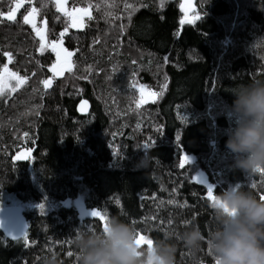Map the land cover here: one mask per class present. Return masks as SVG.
I'll use <instances>...</instances> for the list:
<instances>
[{
  "label": "trees",
  "instance_id": "obj_1",
  "mask_svg": "<svg viewBox=\"0 0 264 264\" xmlns=\"http://www.w3.org/2000/svg\"><path fill=\"white\" fill-rule=\"evenodd\" d=\"M195 8L198 19L180 26L177 0H0V74L22 80L0 95V206L23 205L27 221L17 240L0 233V264H77L76 235L112 215L151 243L171 236L175 264H216L212 199L195 177L207 175L213 197L230 184L264 196V173L232 167L225 147L232 88L264 80V0ZM51 42L71 53L57 77ZM137 85L152 98L138 103ZM77 200L101 215L80 218ZM186 226L205 237L198 249L180 241Z\"/></svg>",
  "mask_w": 264,
  "mask_h": 264
},
{
  "label": "clouds",
  "instance_id": "obj_2",
  "mask_svg": "<svg viewBox=\"0 0 264 264\" xmlns=\"http://www.w3.org/2000/svg\"><path fill=\"white\" fill-rule=\"evenodd\" d=\"M233 125L226 130V149L233 154L232 167L245 173L264 168V80L254 79L232 88ZM148 160L141 161L147 166ZM212 202L215 226L207 244L216 264H264V200L230 184ZM171 236L138 247L132 224L112 215L100 231H81L73 243L77 264H175L176 246ZM180 241L198 249L205 239L199 227L186 226ZM48 264H56L52 257Z\"/></svg>",
  "mask_w": 264,
  "mask_h": 264
},
{
  "label": "rangeland",
  "instance_id": "obj_3",
  "mask_svg": "<svg viewBox=\"0 0 264 264\" xmlns=\"http://www.w3.org/2000/svg\"><path fill=\"white\" fill-rule=\"evenodd\" d=\"M177 2H178V8H179L180 13H181V18H180V23H179L180 26L193 24L198 19V13L196 12V8H195V0H186V1L185 0H177ZM77 21H78V19L76 17L71 18V24L72 25H75ZM40 37H41L40 38L41 44L44 45L45 44V38L42 35ZM51 44H52V42L49 44V47H50V50L52 51ZM70 68H71L70 60L68 62H64V63H60V64H55V62H53V64L50 67V71H51L53 76L57 77V76H61L66 71L70 70ZM21 81L22 80L18 76H16L13 73H10L6 68H4L2 74H0V95L8 94V93L12 92L13 89H15L21 83ZM135 89L137 91L136 97H137L138 103H140V102L142 103L143 102L142 99H145V97L148 98L147 100H150L152 98V92L150 90H148L146 87H144V85H140V86L137 85L135 87ZM21 155H24V153L21 152ZM195 180L204 186V188L206 190V194H208V196H209L207 184L213 185V188H214V184L212 183V181H209L207 175L205 173H203V171L198 170L196 172ZM202 180H204V182ZM212 191H213V189H212ZM208 198H210V197H208ZM212 202H213V200H212ZM16 204L17 203L15 201H11L8 205H16ZM73 205L75 208H78L82 205V203L77 200V201L73 202ZM21 206H23V205H21ZM142 242L145 244V247L149 246L146 239L143 238Z\"/></svg>",
  "mask_w": 264,
  "mask_h": 264
},
{
  "label": "water",
  "instance_id": "obj_4",
  "mask_svg": "<svg viewBox=\"0 0 264 264\" xmlns=\"http://www.w3.org/2000/svg\"><path fill=\"white\" fill-rule=\"evenodd\" d=\"M186 1V0H185ZM81 10H73L70 16L80 18ZM52 51L54 54L55 64L68 62L70 60L69 52L62 46L60 42H52ZM147 100L148 98L145 97ZM90 110V103L85 98H80L75 106V111L80 116H85ZM21 153V152H20ZM29 155V151H24V157ZM208 185V184H207ZM208 197V196H207ZM68 200H66V205ZM92 212L84 206L77 208L78 216L82 219H90L92 216L86 213ZM96 217V216H93ZM27 230V221L23 213V207L19 204L0 206V233L10 240L21 238ZM141 236L138 237L140 239ZM141 245H138V247Z\"/></svg>",
  "mask_w": 264,
  "mask_h": 264
},
{
  "label": "snow or ice",
  "instance_id": "obj_5",
  "mask_svg": "<svg viewBox=\"0 0 264 264\" xmlns=\"http://www.w3.org/2000/svg\"><path fill=\"white\" fill-rule=\"evenodd\" d=\"M32 11L35 12V9H33ZM65 14L67 15L68 13L66 12ZM84 14H87V10L84 11ZM6 19L11 21V20H14L15 17H14L13 14H9V15L6 17ZM24 22H25V23L29 22V17H28L27 15L24 17ZM182 22H183V21H182ZM63 35H64V34L61 33V36H63ZM42 47H43V46H42ZM6 55H7V54H6ZM69 55H71V53H69ZM44 84H45L46 87L49 86V82H48V81H44ZM13 91H14V89H13ZM185 162H189V160H188L187 157H185ZM257 171H260V172L264 173V169H262V168H258ZM207 187H208L209 197L213 200V202H215L216 198L213 197V196L211 195V193H212V189H213V185L208 184ZM260 199H261V200H264V196H261ZM37 207H39L40 209H43V208H44V205H43V204H40V205H37ZM86 214H87V215H91V216H98V215H101L100 213H98V212H96V211H92V212H90V213H86ZM106 216H107V214L104 213L103 216H102V218H103V217H106ZM106 226H107V220H105V224H104V227H106ZM141 240H143V237H140V239H138V245L140 244V241H141ZM147 243L149 244V246L151 245V241H147ZM69 255H71V253H69Z\"/></svg>",
  "mask_w": 264,
  "mask_h": 264
},
{
  "label": "flooded vegetation",
  "instance_id": "obj_6",
  "mask_svg": "<svg viewBox=\"0 0 264 264\" xmlns=\"http://www.w3.org/2000/svg\"><path fill=\"white\" fill-rule=\"evenodd\" d=\"M17 153H18V152H17ZM23 153H24V152H23ZM17 157H19V158L22 159V160L25 159L24 155H21L20 152L17 154ZM202 181L204 182V180H202ZM212 193H213V191H212ZM206 196H208V194H206ZM208 197H209V196H208ZM81 206H84V205L82 204ZM75 210H76V212H77V208H75ZM91 211H93V210H91ZM92 218H97V216H96V217H93V216H92L90 219H92ZM139 248H145L144 243L142 242V240H141V245L139 246Z\"/></svg>",
  "mask_w": 264,
  "mask_h": 264
}]
</instances>
